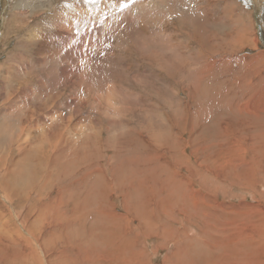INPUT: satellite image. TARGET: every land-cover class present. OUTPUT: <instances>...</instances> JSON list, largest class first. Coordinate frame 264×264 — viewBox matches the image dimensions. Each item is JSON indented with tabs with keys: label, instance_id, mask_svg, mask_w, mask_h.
Wrapping results in <instances>:
<instances>
[{
	"label": "rangeland",
	"instance_id": "obj_1",
	"mask_svg": "<svg viewBox=\"0 0 264 264\" xmlns=\"http://www.w3.org/2000/svg\"><path fill=\"white\" fill-rule=\"evenodd\" d=\"M258 73L264 75V0H0V264H49L54 255L67 260L79 255L78 264H85L90 258L80 252L95 253L103 245L105 259L113 257L106 264H119L114 246L132 264H176V256H168L188 239L192 259H180L185 264H201L203 256L205 264L210 258L214 264H264L263 184L251 188L245 177L243 186L232 185L222 177L218 189L204 192L196 174L214 167L220 135L243 140L245 134L247 142L264 145V104L247 101L255 86L264 85ZM242 102L247 104L242 113L231 110ZM237 152L227 158L244 156ZM261 152L254 160L247 156V166L258 161L259 172L264 148ZM79 169L81 174L96 171L80 177L89 183H82L85 188L77 183ZM235 169L240 176V167ZM156 170L160 181H154ZM137 185L144 192L137 191L126 204L124 198ZM74 188L81 190L74 192L80 198L67 192ZM62 190L71 197L70 206H61L69 200ZM199 191L207 194V214L213 213L205 222ZM180 196L191 198L192 208L193 202L199 204L195 214L188 213ZM99 209L106 215L98 216ZM57 214L63 219L59 227L52 220ZM30 225L34 238L20 237ZM112 225L108 231L118 235L106 246L103 234ZM76 227L88 232L85 244ZM68 230L76 242L57 240Z\"/></svg>",
	"mask_w": 264,
	"mask_h": 264
},
{
	"label": "bare ground",
	"instance_id": "obj_2",
	"mask_svg": "<svg viewBox=\"0 0 264 264\" xmlns=\"http://www.w3.org/2000/svg\"><path fill=\"white\" fill-rule=\"evenodd\" d=\"M226 14V13H225ZM233 19V18H232ZM239 19V18H238ZM239 21V20H238ZM240 22V21H239ZM232 25V24H231ZM241 25V24H240ZM232 29V28H231ZM254 29V28H253ZM247 30V29H246ZM253 31V30H252ZM255 41V40H254ZM250 42V41H249ZM252 42V41H251ZM212 43V42H211ZM257 44V43H256ZM255 43H254V45H256ZM257 46H258V44H257ZM256 46V48L258 49V47ZM236 47V46H235ZM238 48H239V44H238ZM254 48V47H253ZM231 52V51H230ZM234 52V51H233ZM259 54V53H258ZM239 58V57H238ZM244 59V58H243ZM257 59H259V58H257ZM256 59V60H257ZM262 59H263V57H262ZM245 60H246V58H245ZM250 66V65H249ZM258 76H262V77H264V75H261L260 73H258L257 74ZM239 76H240V74H239ZM232 77H234V76H232ZM257 78V77H256ZM234 79V78H233ZM232 80V79H231ZM264 80V79H263ZM253 81V80H252ZM251 81V82H252ZM231 82V81H230ZM236 82V81H235ZM238 82V81H237ZM250 83V82H249ZM231 84H232V82H231ZM235 84V83H234ZM233 84V85H234ZM240 85V84H239ZM262 87V89L264 90V85L263 86H258V87H256L255 86V88L252 90V93H251V97L250 96H248V97H250L248 100H251L252 98L254 99V100H256L257 102H255V104L254 105H256L257 104V106L259 105V107L260 108H262V105H260L261 103L262 104H264V99L262 98V93H264V91L262 92L261 91V93L259 94L258 93V89L259 88H261ZM228 88V87H227ZM257 89V90H256ZM212 91V90H211ZM216 91V90H215ZM218 94V93H217ZM215 95V94H214ZM264 96V95H263ZM218 97H219V95H218ZM259 97V98H258ZM260 97L262 98V99H260ZM238 100V99H237ZM245 100V99H244ZM243 100V101H244ZM247 100V101H248ZM239 101H240V99H239ZM226 102V101H225ZM241 102V101H240ZM223 104V103H222ZM239 104V107H236V106H233V108L232 109H235L236 110V112H239V113H242V110H243V108H244V106H245V103H238ZM247 105V104H246ZM247 107H249V106H247ZM256 107V106H255ZM257 108V107H256ZM245 109V108H244ZM188 112V111H187ZM249 112V111H248ZM251 112V111H250ZM253 112H256L255 110L253 111ZM252 112V113H253ZM254 115H256L255 113H253ZM252 116V115H251ZM259 116V115H258ZM253 117H255V116H253ZM199 118V117H198ZM258 118V117H257ZM256 119V118H255ZM261 119V118H260ZM216 120V119H215ZM198 124V123H197ZM199 125V124H198ZM228 125V124H227ZM189 127H191V126H189ZM229 127V126H228ZM221 128V127H220ZM218 129V128H217ZM227 129V128H226ZM190 130H191V128H190ZM232 133V132H231ZM230 134V133H229ZM213 135V134H212ZM253 135V134H252ZM233 136L235 137V139H234V141L231 139V138H233ZM242 135H240V137H241ZM244 139L243 140H241L240 138H239V136L238 135H220L217 139L219 140V143H215L216 144V146L214 145V147L217 149V152H216V157L214 158V167H212L211 169H210V167L209 166H207L208 168H206V170L205 171H203V172H201L202 170H199V172H200V174L198 173V172H196V174H198L199 175V177H201V179H199V185L203 188V189H201V191L202 190H204V192H207V190H211V188L212 187H215V186H217V187H215V189L217 188L218 189V186H221L220 185V182L222 181V177H225V179H228V180H230L231 181V183H232V185L233 184H235V183H239L240 184V181L242 180V179H244L245 177H246V179L248 180V178L249 179H251V181L253 180V178H254V176H256V180H254V181H252V183H251V181H250V184L248 185L246 182H244V183H246L249 187H251V188H253L254 186H255V184L256 183H262L263 184V187H264V171L263 172H259V168H260V166L258 167V165H259V163H258V161H257V166L255 167V166H252V167H249V166H247V164H248V162H247V159H248V157L247 156H249V148H251L252 147V150H254L255 151V153L253 152V151H251V154H252V152L255 154V158L257 157V153L259 152V153H263V152H261L262 151V148H264V145H261L262 143H258V141H256V140H254V142H252V141H249V142H247V140H246V138H245V134H244V136H242ZM26 138V137H25ZM53 139V138H52ZM231 139V140H230ZM253 139V138H252ZM49 140V139H48ZM56 140V139H55ZM61 140V139H60ZM149 140V139H148ZM264 140V139H263ZM257 143H256V142ZM262 141V140H261ZM47 142V141H46ZM50 143H52L51 141H50ZM140 143V142H139ZM146 143V142H145ZM144 143V144H145ZM204 143H206V142H203V145H205ZM250 145H249V144ZM256 143V144H255ZM60 144V143H59ZM195 144V143H194ZM199 144H201L202 145V142L201 143H199ZM264 144V143H263ZM254 145H256L255 147H254ZM41 146V145H40ZM50 146V145H49ZM136 146H137V144H136ZM145 146H146V144H145ZM167 146V145H166ZM210 146H212V144H210ZM209 146V148H208V146H206V148H208V149H211V147ZM263 146V147H262ZM173 147V146H172ZM193 147V146H192ZM115 148V147H114ZM201 148V147H200ZM204 148H205V146H204ZM257 148V149H256ZM146 149V148H145ZM193 149H195V148H193ZM203 149V148H202ZM212 149H214V148H212ZM58 150H61V149H58ZM119 150V149H118ZM191 150H192V148H191ZM185 151H186V149H185ZM197 151V150H196ZM234 151H236L235 153H236V155H237V151H242V152H245L244 153V156L243 157H241V159H239L238 158V160L237 159H228L227 158V156H235V157H237L235 154H234ZM116 152V151H115ZM156 152V151H155ZM181 152V151H180ZM220 152H223V155H222V153H220ZM242 152H240V154L242 153ZM184 153V152H183ZM183 153H181V154H183ZM189 153V152H188ZM214 153H215V149H214ZM82 154V153H81ZM143 154V153H142ZM193 155H194V153H192ZM197 154V153H196ZM243 154V153H242ZM56 155V154H55ZM118 155V154H117ZM226 155V156H225ZM90 156V155H89ZM96 156V155H95ZM135 156V155H134ZM138 156V155H137ZM145 156V155H144ZM183 156V155H182ZM185 156V155H184ZM192 156V155H191ZM241 156V155H240ZM55 157H57L56 159H58V155H56ZM94 157V156H93ZM121 157V156H120ZM185 157H187V156H185ZM226 158V160H225V158ZM249 157H251V156H249ZM261 157V156H260ZM53 158V157H52ZM134 158V157H133ZM132 158V159H133ZM138 158V157H137ZM252 158V157H251ZM255 158H252V160H254ZM14 159V158H13ZM49 159V158H48ZM86 159V158H85ZM118 159V158H117ZM148 160H149V158H147ZM190 159V158H189ZM257 159V158H256ZM40 160V159H39ZM51 160V159H50ZM84 160V159H83ZM142 160V159H141ZM151 160V159H150ZM152 160H155V158L154 159H152ZM185 160V159H184ZM183 160V161H184ZM16 161V160H15ZM20 161H22V160H20ZM76 161V160H75ZM133 161H135L134 159H133ZM156 161V160H155ZM154 161V162H155ZM188 161V160H187ZM48 162V161H47ZM118 162V161H117ZM148 162V161H147ZM151 162V161H150ZM153 162V161H152ZM151 162V163H152ZM186 162V161H185ZM51 163V162H50ZM119 163H120V161H119ZM127 163V162H126ZM134 163V162H133ZM145 163V162H144ZM149 163V162H148ZM160 162H157V164H159ZM176 163V162H175ZM250 163H251V161H250ZM254 163H256V161H254ZM91 164V163H90ZM153 164V163H152ZM156 164V162L154 163V165ZM155 165V166H157L158 167V165ZM177 164V163H176ZM120 165V164H119ZM133 165V164H132ZM160 165H161V163H160ZM189 165V164H188ZM147 167H151V166H149V165H146ZM240 167V171H241V175H242V177H241V175L239 176V174H238V172L236 173L235 172V170H237V169H235V168H237V167ZM116 167H118V166H116ZM197 167V166H196ZM159 168V167H158ZM114 169V168H113ZM125 169V168H124ZM153 168H151L149 171H151ZM239 169V168H238ZM80 170V169H79ZM78 170V171H79ZM90 170L91 169H88V170H83L84 172H83V174H81V170H80V174H81V176H77V174H76V176L79 178L78 180H80L81 178L80 177H82V175H84V173H85V171L86 172H90ZM107 170V169H106ZM147 170V171H148ZM166 170V169H165ZM244 170H245V173H244ZM92 171H94V170H92ZM92 171L90 172V173H92ZM100 171V170H99ZM129 171H130V169H129ZM146 171V172H147ZM153 171V170H152ZM151 171V172H152ZM95 173H96V171H94ZM94 172H93V175H94ZM121 172V171H120ZM60 173V172H59ZM90 173H86L85 174V176H83V178L85 177L86 178V176H88ZM159 173H162L161 172V170H160V172ZM174 173V172H173ZM248 173V174H247ZM99 174V173H98ZM115 174V173H114ZM148 174V173H147ZM172 174V173H171ZM214 174V175H213ZM60 175V174H59ZM62 175V174H61ZM64 175L66 176V174L64 173ZM116 175V174H115ZM174 175V174H173ZM72 176H73V173H72ZM148 176V175H147ZM147 176L145 175V177L147 178ZM164 176V175H163ZM175 176V175H174ZM71 177V176H70ZM75 177V176H74ZM100 177V176H99ZM117 177V176H116ZM121 177V176H120ZM141 176H139V178H140ZM160 176L157 174V170H156V173L154 174V181H160L161 180V178H159ZM165 177V176H164ZM168 177V176H167ZM176 177V176H175ZM182 177V176H181ZM37 178V177H36ZM72 178V177H71ZM70 178V179H71ZM84 178V179H85ZM88 178V177H87ZM86 178V179H87ZM102 178V177H101ZM136 178H138L137 177V175H136ZM218 178H220V180H218ZM46 179L48 180V178L46 177ZM65 180H66V177L64 178ZM67 179H68V177H67ZM89 179H90V177H89ZM87 180V181H90V180ZM152 179H153V176H152ZM170 179V178H169ZM167 180V181H170V180ZM173 179V178H172ZM211 179H213V180H211ZM224 179V180H225ZM50 180V179H49ZM74 180V179H73ZM77 180V181H78ZM142 180H144V179H142ZM186 180V179H185ZM32 181H33V179H32ZM75 181H76V177H75ZM81 181V180H80ZM92 181V180H91ZM91 181H90V185L91 184H93V186H94V182L92 181V183H91ZM100 181V180H99ZM139 181H141V179L139 180ZM138 180H137V182H139ZM144 181H146V179L144 180ZM148 181V180H147ZM183 181V180H182ZM192 181V180H191ZM38 182V181H37ZM84 182V186H86L85 185V183H87L86 181H83V179H82V181L79 183V182H77L78 184H81L82 185V183ZM136 182V183H137ZM187 181H185V182H183V183H186ZM71 183V182H70ZM77 183H76V185H77ZM188 183V182H187ZM74 184V183H73ZM245 184V186L247 187V185ZM38 185V184H37ZM80 185V186H81ZM82 185V186H83ZM87 185H89V183H87ZM96 185V184H95ZM231 185V184H230ZM240 185H244L243 183L242 184H240ZM78 187H79V185H77ZM83 186V188H85ZM92 186V185H91ZM93 186H92V189H95V188H93ZM99 186V185H98ZM131 186H133V185H130V187ZM138 187L136 188V187H133L134 189L132 190V191H129L130 193H127V195H126V198H124V201L126 202V199H128V201L126 202V204L129 202V201H131V197L132 196H134L135 194H136V192L138 191V192H141L142 190H143V192H144V186L143 185H137ZM160 186V185H159ZM162 186H166V185H162ZM188 186V185H187ZM244 186V187H245ZM88 187V186H87ZM96 187H97V185H96ZM129 187V188H130ZM171 187L172 186H170L169 184H168V186H166V188H168V190H167V195H168V199H170L169 197H171L170 196V193H169V191L171 190ZM182 187V186H181ZM184 187V186H183ZM249 187H247V188H249ZM66 188V187H65ZM72 188V187H71ZM135 188H136V191H135ZM178 188V187H177ZM7 189H9V188H7ZM29 189H32V188H29ZM87 189H89V188H87ZM91 189V187H90V189L88 190V191H90V190H92ZM98 189H99V187H98ZM98 189H96L97 191H95L96 192V194H97V192H98ZM103 189V188H102ZM132 189V188H131ZM256 188H254V190H255ZM72 189H69L67 192H70L69 194H71L72 195V193L71 192H73V194L75 195V193L74 192H77L76 190H77V188H74L73 190H75V191H71ZM85 191H86V189H84ZM84 190H82V192L84 193ZM99 190H101V188L99 189ZM264 190V189H263ZM29 191V190H28ZM32 191V190H31ZM60 191V190H59ZM81 190H79V192H80ZM88 191H86V193L88 194ZM33 192H34V190H33ZM62 192H63V190H62ZM62 192H61V195H64L65 194V192H66V190H64V192H63V194H62ZM66 192V193H67ZM79 192H77V193H79ZM92 192V191H91ZM94 192V193H95ZM202 193V192H198L197 194L200 196V199H199V204H201V205H203V207H204V210H202V214H203V216H202V218H203V221L205 222V219L207 218V216L209 215V216H213V213L212 214H207V208L205 207V204L206 205H208V202H209V200H208V198H207V194H205V193ZM209 192V191H208ZM211 192V191H210ZM212 192H214V191H212ZM99 193V192H98ZM20 194V193H19ZM86 194V196H90L91 194H90V192H89V194L87 195ZM95 194V195H96ZM177 194H179L178 192H177ZM59 195L60 194H58V196L57 197H59ZM60 195V196H61ZM68 193L66 194V197L68 198ZM70 195V196H71ZM94 194H92V196H93ZM95 195H94V197H91V198H96L95 197ZM102 196H103V194H101ZM101 195H100V197H101ZM108 195V194H107ZM186 195V193H184V196ZM69 196V197H70ZM76 197H79L80 195H78L77 196V194L75 195ZM183 196V197H184ZM72 197H74L73 195H72ZM83 197V196H82ZM85 197V196H84ZM83 197V198H84ZM97 197H98V195H97ZM182 197V199H181V196L179 197L183 202V205H186L187 206V209H188V213L189 212H192V213H196L197 211H196V208L198 207V205L199 204H195L194 202H193V204H194V208H192L191 207V203L189 204V202L188 201H191V198H190V200H188V199H185V198H183ZM196 198H197V196H195ZM56 198V197H55ZM80 198V197H79ZM77 199V200H79L80 201V199ZM88 198V197H87ZM102 198V197H101ZM100 198V199H101ZM166 198V197H165ZM192 198H194V197H192ZM50 199H51V197H50ZM59 198H57V200H58ZM69 199V198H68ZM70 199H71V197H70ZM70 199L69 200H65L64 202L62 201V203L64 204H62L61 206H66V205H69V203L68 204H66V201H68V202H70ZM73 199V198H72ZM85 199V198H84ZM99 199V198H98ZM60 200H62V199H60ZM59 200V201H60ZM86 200V199H85ZM84 200V202H87V201H85ZM97 200V198L94 200V201H96ZM102 200V199H101ZM35 201V200H34ZM58 201V202H59ZM93 201V199L91 200V202H90V199H89V204L91 203V204H94L95 202H92ZM98 201V203L99 204H101L100 203V200H97ZM97 201H96V203H97ZM73 202V201H72ZM80 202H83L82 201V199H81V201ZM80 202H77V203H75V204H78V203H80ZM88 203V202H87ZM97 203V204H98ZM111 203V202H110ZM142 203V202H141ZM55 205H57L56 204V202L54 203ZM60 204V203H59ZM80 204H83V203H80ZM97 204H95V205H97ZM129 204V203H128ZM136 204H137V202H136ZM140 204V203H139ZM54 205V206H55ZM102 205V204H101ZM113 205V204H112ZM141 205V204H140ZM175 205V204H174ZM182 205V206H183ZM222 205V204H221ZM45 206V205H44ZM60 206V207H61ZM70 206V205H69ZM74 206V205H73ZM85 206V203H84V205H83V207ZM87 206V205H86ZM89 206V205H88ZM98 206V205H97ZM103 206H105V205H103ZM127 206V205H126ZM215 206V205H214ZM58 207V206H57ZM67 207V206H66ZM75 207L76 206H74V208H73V210L75 209ZM77 207L79 208V205H77ZM81 207H82V205H81ZM94 207H96V206H94ZM99 207V206H98ZM97 207V208H98ZM112 207V206H111ZM110 207V208H111ZM54 208V207H53ZM87 208V207H86ZM90 208V207H89ZM91 208H93V206L91 207ZM90 208V209H91ZM110 208H108V209H110ZM206 208V209H205ZM96 209V208H95ZM103 209V208H102ZM106 209V208H105ZM179 209V208H178ZM190 209V210H189ZM45 210V209H44ZM57 210V209H56ZM60 210H62L61 208H60ZM65 210H66V208H65ZM70 210V209H69ZM83 210V209H82ZM63 211V213L65 212L64 210H62ZM67 212H68V209L66 210ZM71 211V210H70ZM75 211V210H74ZM106 211H107V209L105 210V213H106ZM108 211H110V210H108ZM54 212H55V210H54ZM58 212V210L56 211V213ZM73 212V211H72ZM77 212V211H76ZM96 212H99L100 213V209L97 211L96 210ZM111 212V211H110ZM108 213V215L109 214H111V213ZM133 212V211H132ZM135 212V211H134ZM137 213H138V210L136 211ZM201 212V211H200ZM209 212V211H208ZM261 212V211H260ZM62 212L60 213V215L62 216V214H63ZM104 212L102 213V214H105ZM53 214H55V213H53ZM53 214L52 215H50V216H53ZM67 214V213H66ZM70 214V213H69ZM69 214H67V215H69ZM75 214V213H74ZM94 214V213H93ZM96 214H98V213H96ZM101 213L100 214H98V216L99 215H102ZM201 214V215H202ZM48 215V216H49ZM56 215V214H55ZM58 216H59V218H57L56 219V217L55 218H53L52 220H56L55 221V223H56V226L57 227H59L60 225H62V220L63 219H61L62 217H66L67 219L68 218H70V216L69 217H67L66 215L65 216H60L59 214H57ZM64 215V214H63ZM106 215V214H105ZM105 215H103V216H105ZM112 215V214H111ZM138 215V214H137ZM190 215H192V214H190ZM200 215V216H201ZM0 216L3 218V215L2 214H0ZM4 216H8V215H5L4 214ZM9 216H10V214H9ZM138 216H140V215H138ZM27 217V216H26ZM61 217V218H60ZM191 217H193V216H191ZM263 217H264V215H263ZM51 218V217H50ZM105 218H106V216H105ZM121 219V215H119V214H115L114 215V219ZM138 218V217H137ZM140 218H142V216H140ZM139 218V219H140ZM262 218V217H261ZM10 217L8 218V223L11 225V222H10ZM101 220H102V218H100ZM107 219V218H106ZM185 219V218H184ZM189 219H191V218H189ZM12 220V219H11ZM24 220V219H23ZM104 220V219H103ZM186 220V219H185ZM192 220V219H191ZM200 220V219H199ZM208 220V219H207ZM37 221V220H36ZM51 221V220H50ZM96 221V220H95ZM188 221V220H187ZM261 221H262V219H261ZM32 222V221H31ZM38 222V221H37ZM52 222V221H51ZM54 222V221H53ZM64 222H65V219H64ZM94 222V221H93ZM202 222V221H201ZM209 222V221H208ZM23 223V222H22ZM21 223V224H22ZM26 223V222H25ZM68 223V222H67ZM78 223H83V222H78ZM216 223V222H215ZM34 224V223H33ZM95 224V223H94ZM93 224V225H94ZM208 224V223H207ZM37 225V224H36ZM51 225V224H50ZM65 225H66V223H65ZM68 225V224H67ZM78 225V224H77ZM23 226V225H22ZM84 226V225H83ZM82 226V227H83ZM198 226V225H197ZM79 227V226H78ZM78 227H76L77 228V230H78ZM80 227H81V225H80ZM91 227H93V226H91ZM116 226L115 225H112L110 228H108L105 232H104V234H103V243H105L106 244V246H108V245H110V243H112L113 242V240L117 237V232H109L108 230H111V229H113V228H115ZM194 227V226H193ZM201 227V226H200ZM211 227H213L212 225H211ZM257 227H258V225H257ZM101 229H105L106 228V226L104 227V228H102V226L100 227ZM60 229V228H59ZM64 229V228H63ZM67 229V228H66ZM84 229V228H83ZM125 229V228H124ZM201 229V228H200ZM203 229V228H202ZM237 229H239V228H237ZM23 230V229H22ZM22 230H20V231H18L20 234H18V236L19 235H21V233L23 232ZM25 230V229H24ZM90 230H91V228H90ZM79 232V234H81V236H82V241H81V244H82V242H84L85 240H84V236H85V234L86 233H88L86 230H83V231H80V230H78ZM240 232L242 231V230H239ZM24 232H26V231H24ZM34 232H35V230H34V227H32L31 225L29 226V228H28V230H27V232H26V234H28V235H26V234H23L22 236H20V237H23L24 239L27 237V238H32L35 234H34ZM67 232H69L70 233V235L72 234L73 236H69V233L68 234H66ZM210 232V231H209ZM208 232V233H209ZM62 233H63V235L60 237L59 235L57 236V240H59V239H61V238H63V237H65V238H67V239H69V242L70 243H73L74 241L76 242V240H74L75 239V236H74V233H72L70 230H68V231H62ZM65 233V234H64ZM148 233V232H147ZM184 233V232H183ZM207 233V232H206ZM211 233V232H210ZM214 233V232H213ZM232 233H233V231H232ZM55 234V233H54ZM100 234V233H99ZM241 233H239L238 235H239V237H241V235H240ZM259 234V233H258ZM51 235V234H50ZM97 235V234H96ZM208 235H210V234H208ZM220 236V235H219ZM237 236V235H236ZM242 236H245V235H243L242 234ZM249 236V235H248ZM94 237H96V236H94ZM123 237V236H122ZM148 237H149V235H148ZM228 237V236H227ZM34 238V237H33ZM121 238V237H120ZM124 238V237H123ZM211 238V237H210ZM242 238V237H241ZM245 238V237H244ZM191 239V238H190ZM234 239H236V238H234ZM246 239V238H245ZM261 239V238H260ZM29 242H30V240L29 239H27ZM87 240V239H86ZM192 241H194L193 240V238L191 239ZM214 239H210V243L213 241ZM237 240V239H236ZM243 240V238L240 240V241H242ZM258 240H259V238H258ZM88 241V240H87ZM189 239L187 240V242H186V245L184 246V245H182L181 247H179L178 249H177V252L174 254V256L172 257V253L168 256V259H173L174 260V257L175 258H177L178 259V261L176 262V264H185V263H183L182 262V260H180V259H188V258H191L192 256L190 255L189 256V254H190V252L192 251L191 249H190V247H189ZM216 241V240H215ZM239 241V240H238ZM245 240H243L242 241V243L244 242ZM250 241V240H249ZM29 242H27L28 244H29ZM115 242V241H114ZM119 242V241H118ZM217 242H219L218 240H217ZM217 242H215V243H217ZM233 242H235L234 240H233ZM256 242V241H255ZM52 243V242H51ZM88 243V242H87ZM89 243H90V241H89ZM205 243V242H204ZM214 243V242H213ZM223 243V244H222ZM240 243V242H239ZM238 243V244H239ZM242 243H241V245H242ZM246 243V242H245ZM37 244H38V246H40V248H41V252L43 253V255H44V257H46L47 256V252H48V246L47 245H43V242H41V239H39L38 240V242H37ZM84 244H85V242H84ZM178 244V243H177ZM219 244V243H218ZM220 244L223 246H221L222 248H225V244H226V242L225 241H221L220 242ZM247 244V243H246ZM245 244V245H246ZM259 244V243H258ZM93 245V243L91 244V246ZM206 245V244H205ZM244 245V244H243ZM26 246H28L27 244H26ZM52 246V245H51ZM86 246V245H85ZM90 247V245H87L86 247ZM194 246H195V244H194ZM197 246H199V245H197ZM197 246H195V247H197ZM215 246V245H214ZM220 246H217V247H219L220 248ZM257 246V245H256ZM255 246V247H256ZM33 247V246H32ZM192 247V246H191ZM202 247H204V246H202ZM255 247H254V250H255ZM50 248V247H49ZM32 249H34V248H32ZM89 249V248H88ZM103 249H104V245H103ZM102 249V250H103ZM114 249H115V252L117 253V258H115V261H116V263L117 262H119V264H120V262H122L123 264H132L131 263V261L128 259V258H126L125 256H123L122 255V253H120V252H118L117 250H122L121 248H118V247H115L114 246ZM113 249V250H114ZM240 249V248H239ZM243 249V248H242ZM257 249V248H256ZM50 250V249H49ZM102 250L100 249V250H97V251H95V253H91V252H88L89 250H82L81 252H80V255H82L83 257H84V259L85 260H87V257H89L90 258V261L89 262H86L85 264H101V263H109L110 262V260H112V256H109V258L108 259H105L106 258V256H107V253L106 254H103V252H102ZM191 250V251H190ZM197 250H198V248H197ZM213 250H214V248H213ZM217 249L215 248V254H216V251ZM238 250V249H237ZM261 250V249H260ZM84 251V252H83ZM140 251V250H139ZM199 251V250H198ZM206 251V250H205ZM234 251V250H233ZM238 251H241V250H238ZM175 252V251H174ZM202 252V251H201ZM245 252V251H244ZM85 253H87V254H85ZM170 253V252H169ZM246 253V252H245ZM244 253V254H245ZM249 253V252H248ZM33 254H35L34 252H33ZM33 254H31L32 256H33ZM205 254V253H204ZM243 254V255H244ZM71 255V254H70ZM74 255H76V254H74ZM200 255H202V253H200ZM199 254H197V259L200 257L201 258V256H200ZM116 256V255H115ZM147 257H148V255H146ZM210 256V255H209ZM238 256V255H237ZM31 257V256H30ZM42 257V256H41ZM48 257V256H47ZM53 258H51V263H49V264H58L57 263V261L56 260H58L59 258H62L63 259V263L62 264H78V261L80 262V260L82 259L81 257H79V255L76 257H73V258H71L70 260H67V259H65V257L64 256H61V257H57L56 255H54V256H52ZM143 257H145V256H143ZM147 257H145V258H147ZM150 257H151V255H150ZM149 257V258H150ZM49 258V257H48ZM196 258H194V259H196ZM203 261H202V263L201 264H205L204 262H205V256H203ZM240 258V257H239ZM242 258V257H241ZM245 258V257H244ZM34 259H36V258H34ZM38 259V258H37ZM36 259V260H37ZM192 259V258H191ZM211 259V258H210ZM207 260L206 261V263H208V264H214V260ZM26 261H28V260H26ZM60 262H61V260H59ZM82 261V260H81ZM150 261V260H149ZM170 261V260H169ZM168 261V262H169ZM13 262H16L15 260H13ZM48 262V261H47ZM113 262V261H112ZM193 262V261H192ZM200 262V261H199ZM241 262V261H240ZM239 262V263H240ZM254 262V261H253ZM40 263V262H39ZM151 263V262H150ZM172 264V262H169V264ZM188 263H189V261H188ZM247 263H249L248 261L246 262V264ZM261 263V262H260ZM48 264V263H47ZM60 264V263H59ZM143 264V263H142ZM190 264V263H189ZM194 264V263H193ZM216 264V263H215ZM236 264H237V262H236ZM241 264H245L244 263V261L241 263Z\"/></svg>",
	"mask_w": 264,
	"mask_h": 264
},
{
	"label": "crops",
	"instance_id": "obj_3",
	"mask_svg": "<svg viewBox=\"0 0 264 264\" xmlns=\"http://www.w3.org/2000/svg\"><path fill=\"white\" fill-rule=\"evenodd\" d=\"M249 101V100H248ZM252 102V101H251ZM233 104V103H232ZM246 104V103H245ZM235 106L236 107H239V104H235ZM233 112L235 111L236 112V110L235 109H231ZM236 113H239V112H236Z\"/></svg>",
	"mask_w": 264,
	"mask_h": 264
}]
</instances>
